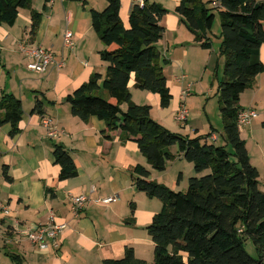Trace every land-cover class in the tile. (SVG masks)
Listing matches in <instances>:
<instances>
[{
	"label": "crops",
	"instance_id": "crops-1",
	"mask_svg": "<svg viewBox=\"0 0 264 264\" xmlns=\"http://www.w3.org/2000/svg\"><path fill=\"white\" fill-rule=\"evenodd\" d=\"M83 1L85 3L32 0V8L21 9L14 26L0 25V98L4 93L13 94L22 101L24 109L16 136H11L9 124L0 127V204L9 211L8 215L0 213V264H17L12 255L21 256L24 264H103L106 260L121 259L127 248H133L138 260L152 264L155 244L147 227L161 211L162 203L160 205L152 200L156 198H149L136 189L131 171L142 165L149 170L151 180L172 189L184 184L185 170L192 172L178 154V148L171 150L176 159L168 163L166 171L158 172L148 163L136 142L122 139L120 130L109 132L106 122L97 117L84 122L72 115L66 98L87 83L92 75L98 73L105 77L108 69L100 56L105 45L93 29L91 15L93 9L104 11L108 1ZM167 1L173 2L176 9L180 0ZM149 2L157 3V0ZM134 4L133 0H122L120 16L127 28ZM32 10L42 15L35 36L30 34ZM161 24L165 33L158 43V50L172 64L165 68V75L167 77L174 66L180 67L182 75L175 77V82L181 87L179 108L182 103L187 108L186 101L194 95L193 88L198 85V81H187L189 58L192 54L193 58L204 60L209 66L214 48L202 49L177 13L168 11ZM66 32H72L74 36L73 49L64 45ZM21 45L42 46L62 66L52 65L45 74L27 70L30 60L22 52ZM199 49L206 51L207 60ZM260 58L264 63V46ZM176 59L178 61H174ZM168 86L173 95L168 108L161 107L159 95L147 91L137 93L131 90L133 102L150 105L152 118L170 131L179 132L182 129L185 135L195 138L207 136L209 130V134L217 138L210 141L224 145L220 110L218 115L213 116L205 108L208 124L201 121L200 127L189 124L188 116V122L182 125L176 120L179 109L177 104L172 103L175 96L169 82ZM129 87L135 88L134 74ZM188 89L191 95L184 101L182 93ZM37 99L45 103L43 116L32 112ZM240 105L243 109L259 113L256 121L240 128L251 163L256 166L258 158L264 160V73L257 76L253 87L241 95ZM122 109L126 111L127 105H122ZM260 113L263 114L261 121ZM45 120L57 129L55 136H49ZM55 145L63 146L72 154L78 168L76 178L59 181L61 168L53 157ZM250 148L258 158L251 154ZM7 176L11 181L7 180ZM47 188L53 190L50 195ZM260 189L264 192L261 184ZM81 195L89 197L90 201L79 215H75L72 199ZM108 197H117V201L109 205L97 203V200ZM132 205L135 208L133 213ZM52 214L56 216L57 223L68 225L57 237L58 248L47 238L49 248L41 250L24 235L14 232V229H19L24 233L45 225ZM131 215L133 225L126 223Z\"/></svg>",
	"mask_w": 264,
	"mask_h": 264
},
{
	"label": "trees",
	"instance_id": "trees-1",
	"mask_svg": "<svg viewBox=\"0 0 264 264\" xmlns=\"http://www.w3.org/2000/svg\"><path fill=\"white\" fill-rule=\"evenodd\" d=\"M107 1L104 11L91 10L93 29L105 45L100 56L108 65L107 73L105 77L92 75L66 98L72 115L84 122L97 117L106 122L109 132L120 130L122 139L136 142L158 172L166 171L168 163L176 159L170 148L177 146L178 154L194 166L196 173L189 178L187 191L177 192L151 180L149 170L142 165L131 171L136 189L162 203L161 211L147 227L155 244L152 264H264V192L260 172L251 163L238 125L239 114L245 110L240 105L241 95L264 73L260 58L264 0H180L175 9L204 50L213 47L210 32L216 19L214 11L219 13L224 78L217 95L224 145L211 142L212 134L191 138L171 132L152 118L150 105L133 102L129 87L133 74L135 88L159 95L162 108H168L173 99L165 75L170 62L158 50L165 33L161 22L168 10L149 0L143 7L135 3L127 28L120 16L122 0ZM31 6L32 0H0V25L14 26L20 10ZM41 16L32 10L31 36L37 33ZM122 105H127L126 111ZM44 106V101L37 99L32 112L43 116ZM23 115L22 101L4 93L0 98V127L9 124L11 136H16ZM53 157L61 168L59 181L78 176L76 162L63 146H54ZM7 180L11 178L7 176ZM51 191L47 188L48 195ZM131 207L133 213L135 208ZM131 216L126 222L129 225L134 224ZM247 241L255 246L257 257L247 252ZM11 258L24 264L19 255ZM103 264L148 263L138 260L133 248H127L121 259Z\"/></svg>",
	"mask_w": 264,
	"mask_h": 264
},
{
	"label": "rangeland",
	"instance_id": "rangeland-1",
	"mask_svg": "<svg viewBox=\"0 0 264 264\" xmlns=\"http://www.w3.org/2000/svg\"><path fill=\"white\" fill-rule=\"evenodd\" d=\"M210 1H217V0H210ZM153 2H150V3H153ZM157 3L164 5L166 7V8L165 7L164 8L167 9L168 11H171L172 14H176L175 13V6H174L173 2H170L167 0H157ZM214 13L216 14V19H215L213 28L210 32V38H211V41L213 44L214 52L211 54L212 59L209 61V62H211L210 65L207 66L208 63H205L204 60H201L197 57L193 58L192 54L189 58L190 63H189V71L187 72V75H188L187 81H189V82L190 81H198V85L193 88V94L194 95L191 98H189L186 101V103H187V109L189 111V124L193 123L197 127H200L199 121L203 122L204 124H208V119H207V116L205 114V108L213 116L218 115L219 110H220L219 109V98H218V96H216V94H217V88H218L219 82L222 81L224 78V67L222 64L223 61H222L221 56H220L221 20L219 17V13L216 10L214 11ZM199 52H201L202 55H205V60L208 59L206 51L200 50ZM208 55L210 56V53H208ZM174 61H178V59H176ZM169 66H172V64H170ZM181 75H182V72H181V69L178 65L174 66L173 69H170V72L167 73L168 82L171 85L172 92L174 93V96H175L172 103H173V105L177 104L178 109H180L179 108L178 94H179L181 87L179 84H177L175 82V77H178ZM203 77H204V81H202ZM131 90H133V92L136 91L137 93L143 92V91H139L133 87L130 88V92L132 93ZM105 96L108 97L107 95H105ZM208 102H209V105L206 106V104ZM260 114H261V116H260L259 120L261 121L263 114L262 113H260ZM208 131H207V135L210 132V131L209 132ZM171 132H173V131H171ZM174 133H178V134H181L183 136H187L184 134V130H182V129H180L179 132H174ZM193 135H195V134H193ZM175 148H178V147L173 146L170 148V151L175 149ZM250 150H251V154L254 155L255 154L254 150H252L251 148H250ZM257 158H258V156H257ZM184 163L186 164L187 168L191 167L192 172L190 173L188 169L184 171L185 172V182L182 186H180L178 188L173 186L174 189H172L166 185L167 187H169L173 191L186 192L188 189V179L190 177L194 176L193 165L189 164L188 162H185V161H184ZM255 163H256L255 167L256 168L258 167L257 169L260 172V179H259L260 184L264 188V160L262 161V160H259V158H258V160H256ZM204 174H206V173H204ZM152 200H156L161 205V202L158 201V199H152ZM158 212H159V210H158ZM245 248L251 256L257 257V252L255 249V246L253 245V243L251 241H247V243L245 244Z\"/></svg>",
	"mask_w": 264,
	"mask_h": 264
},
{
	"label": "built area",
	"instance_id": "built-area-1",
	"mask_svg": "<svg viewBox=\"0 0 264 264\" xmlns=\"http://www.w3.org/2000/svg\"><path fill=\"white\" fill-rule=\"evenodd\" d=\"M146 0H133L134 3L144 6ZM216 6V4H215ZM64 45L67 49H73L75 46L74 36L72 32H66ZM22 52L26 55V57L30 60V62L26 65L27 70L39 74H45L48 69L55 65L57 67H61L62 63H58L55 60L54 55L43 48L40 45L37 46H25L21 45ZM191 95V90H185L182 93V99L185 101L188 96ZM189 112L184 103L180 106L178 113L176 114V120L185 125L188 122ZM258 118V112L253 109H245L239 114L238 125L240 128L250 124L253 120ZM44 126L48 129L49 136L53 137L57 134V129L51 126V122L49 120L44 121ZM213 140H216V137H212ZM90 201V198L84 195L75 197L72 199V211L75 215H79L80 212L85 208L86 204ZM117 201V197H108L105 199L97 200V203L102 205H109L113 202ZM0 213H4V215H8L9 211L6 207L0 204ZM68 228L67 224H60L56 221V216L52 214L49 219V222L45 225H41L36 227L35 229H28L26 232L21 233L19 229H14V232L21 236L24 235L27 240L34 245H38L41 250H46L49 248V245L46 241H53V245L55 248L59 247V242L57 237L63 233Z\"/></svg>",
	"mask_w": 264,
	"mask_h": 264
}]
</instances>
